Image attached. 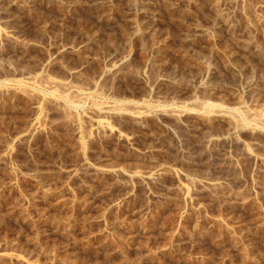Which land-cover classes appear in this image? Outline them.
Segmentation results:
<instances>
[{
    "label": "rangeland",
    "instance_id": "rangeland-1",
    "mask_svg": "<svg viewBox=\"0 0 264 264\" xmlns=\"http://www.w3.org/2000/svg\"><path fill=\"white\" fill-rule=\"evenodd\" d=\"M263 121L264 0H0V264H264Z\"/></svg>",
    "mask_w": 264,
    "mask_h": 264
},
{
    "label": "bare ground",
    "instance_id": "bare-ground-1",
    "mask_svg": "<svg viewBox=\"0 0 264 264\" xmlns=\"http://www.w3.org/2000/svg\"><path fill=\"white\" fill-rule=\"evenodd\" d=\"M223 16V15H222ZM235 31V30H234ZM55 81V80H54ZM49 82H51V81H49ZM57 82H59V81H57ZM55 83V82H54ZM51 85V84H50ZM53 86V85H52ZM56 86V85H55ZM58 86H60V85H58ZM62 86V85H61ZM53 89V88H52ZM65 90V89H64ZM102 90V89H101ZM82 94V93H81ZM78 95V94H77ZM80 95V94H79ZM82 95H84V94H82ZM86 95L87 94H85V97H86ZM103 95V94H102ZM72 96V95H71ZM88 96V95H87ZM96 96V95H95ZM100 96V95H99ZM82 98H83V96H81ZM84 97V98H85ZM67 98V97H66ZM75 100V99H74ZM77 101V100H76ZM70 102V101H69ZM209 102V101H208ZM71 103V102H70ZM196 105V104H195ZM206 106V105H205ZM209 106H211V105H209ZM207 107H208V105H207ZM211 108V107H210ZM195 109V108H194ZM206 109V108H205ZM132 110V109H131ZM235 112V111H234ZM237 112V111H236ZM98 113V112H97ZM247 117H250V116H246V115H244V114H236L235 113V118L238 120V119H241V120H244V119H246ZM255 117V116H254ZM258 117V116H257ZM251 118V117H250ZM258 119V118H257ZM238 122H241V121H238ZM264 122V121H263ZM255 123V122H254ZM238 124V123H237ZM244 124V123H243ZM241 125H242V123H241ZM243 129V128H242Z\"/></svg>",
    "mask_w": 264,
    "mask_h": 264
}]
</instances>
